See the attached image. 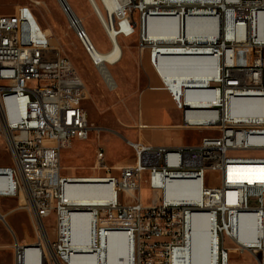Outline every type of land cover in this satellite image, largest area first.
Returning a JSON list of instances; mask_svg holds the SVG:
<instances>
[{"label": "built area", "instance_id": "1", "mask_svg": "<svg viewBox=\"0 0 264 264\" xmlns=\"http://www.w3.org/2000/svg\"><path fill=\"white\" fill-rule=\"evenodd\" d=\"M89 1L106 32L111 28L118 39L138 37L141 56L148 53L159 76L166 46L203 61V74L212 77L191 103L185 95L170 93L182 110L185 127L210 134L197 144L179 146L125 139L135 159L116 166H108L100 144L93 168L104 170L103 175H63L62 151L93 131L82 105L86 85L70 59L49 40H23L18 14L0 15V138L11 160L0 164V198L23 195L21 209L37 232L32 242L20 241L0 212L11 231L13 264H76L74 259L80 264H109L113 245L121 254L117 264L126 258V264H191L197 216L208 220L214 264H230L235 252L263 255L264 156L239 153L264 152V118L237 115L234 105L264 103V0ZM65 11L85 46L89 36L83 22L74 18L68 3ZM189 17L197 21L192 36ZM151 18L173 25L163 30L164 35L152 37ZM214 34L215 41H209ZM242 48L252 50L247 65L237 62ZM91 61L105 67L114 64L97 53ZM107 83L111 90L118 87L114 80ZM80 182L100 185L103 194L109 190L112 196L93 205L74 203L68 187ZM174 183L187 185L191 197L169 198L168 188ZM145 188L151 192L148 201ZM86 214L87 236L73 224ZM245 227L250 236L255 233L257 246L242 238ZM259 264H264V257Z\"/></svg>", "mask_w": 264, "mask_h": 264}, {"label": "rangeland", "instance_id": "2", "mask_svg": "<svg viewBox=\"0 0 264 264\" xmlns=\"http://www.w3.org/2000/svg\"><path fill=\"white\" fill-rule=\"evenodd\" d=\"M74 13L81 19L88 35L92 39L96 48L107 51L111 47L110 38L101 22L96 16L92 3L89 0H65ZM18 14L22 23L21 37L26 42L49 43L58 48L61 53L70 59L78 74L86 85V97L82 102L87 111L89 120L93 125V131L86 140H75L71 148L66 149L61 154V167L63 174L74 173L76 176H93L104 174V170H94L96 152L101 144L106 149V163L108 166L116 164H126L134 160L133 151L125 144L128 133L152 132V129H140V123L148 122L141 116V99L144 93H155L157 90L153 86H165L161 77L153 69L148 60V53L143 57L138 52V37L118 39L122 48V58L120 62L109 66L111 76L116 80L118 87L115 90L109 89L100 74V69L91 61L92 57L82 40L75 33L71 26L67 13L60 0H0V15ZM162 18L151 19L150 35L160 37L162 27L167 24ZM231 50L228 51L230 56ZM193 62L189 68L183 69V83L188 87H203V82H196L197 76H193L197 58L192 57ZM252 60V50L242 48L238 54L237 62L247 65ZM97 66V67H96ZM192 66V67H191ZM185 71V72H184ZM102 73V72H101ZM187 75V76H186ZM157 89V88H156ZM167 91V90H166ZM200 91V90H198ZM174 103V102H173ZM235 113L248 116L257 115L258 104L245 102L235 104ZM166 119H162L161 114H155L152 119L156 124L180 123V110L167 107ZM155 130L162 134L167 133L171 141L195 142L203 135L210 134L205 129H170L155 127ZM245 156H264V152H242ZM0 164H11L8 150L2 138H0ZM116 174L117 170H112ZM151 192L145 188L144 198L148 201ZM19 199L10 197L0 198V212H10L6 219L18 238L22 242H32L37 232L33 226L32 219L27 211L18 209ZM93 205V203H80ZM90 217L89 214L82 218V221L73 220L74 228L85 229L88 235ZM54 222H50V226ZM248 228V227H247ZM246 227L242 230V238L246 239ZM51 239L55 238V233L50 230ZM254 239L249 241L255 245ZM11 231L6 224L0 220V264H13ZM264 257L261 252L253 253L245 251L235 252L232 255L230 264H259V259Z\"/></svg>", "mask_w": 264, "mask_h": 264}, {"label": "bare ground", "instance_id": "3", "mask_svg": "<svg viewBox=\"0 0 264 264\" xmlns=\"http://www.w3.org/2000/svg\"><path fill=\"white\" fill-rule=\"evenodd\" d=\"M60 1H61L62 5L64 7V10H65V4L67 2L65 0H60ZM92 6L94 8L93 3H92ZM94 11H95V9H94ZM74 18H79V17L74 13ZM151 19H157V18H151ZM151 19H150V21H151ZM187 24H188L189 34L191 36L194 35V33L197 32L196 30H194V28L197 25V21L195 19L189 17ZM172 25H173V22L167 20V24L164 27H162V31L165 30L166 28L172 26ZM149 29H150V22H149ZM107 34L109 35V38H110L111 42L113 43V46L109 50L102 51V50L96 48V46L93 43L92 39L88 35V32H87V35L89 37H85V47L89 51V53L91 54L92 59H96V53H97V55L101 59H107L111 63L116 64V63L120 62V60L122 58V53H123L122 52V48L120 46L118 37L116 36V32L114 30L109 28ZM77 35L83 42V35H81V34H77ZM260 37H263L262 33L260 34ZM215 38H216V34L212 35L209 41L214 42ZM230 48L227 50V56H228V51L231 50ZM163 51H165V54H166L163 58L168 57V56H172V57L181 56V53L184 52V51H182L180 49L177 50V49L171 48L169 46H166L165 50H163ZM184 57H186V58H188V57L197 58L196 56H192V55L191 56L190 55L189 56H184ZM197 61L198 62H196L195 66H194V64H193V67L191 66L192 67L191 70H194L193 71L194 74H192V75L193 76H197L198 78L195 79L196 82H200L201 81V82L204 83V86L203 87H186V86H184V87H182L181 92H180L179 95L176 94L170 87H168L165 84L166 83V78L160 71L162 61L160 62V66H159V72H160V75H161L160 77H161V80H162L163 84H165V88L169 92H173L177 98H180L182 95H185L187 103H191V100H192L191 98H194L196 96L194 94L195 93H200V91L203 90V88L207 85L208 81L212 77V74L211 75H204L203 74L204 73V68H205L204 64H203V61H201L200 58H197ZM97 66L96 67L99 68V69H100V67L102 68V73L101 74L104 75L103 76L104 79L106 78L105 79L106 83L107 82H113V80L116 81L114 79V77L111 76V74H110L109 65H107L105 67L103 65V63H101L100 65H97ZM184 68H189L190 69L189 66H184ZM107 84H109V83H107ZM188 89H190V90L188 91ZM195 90H200V91H195ZM248 102H254V101H248ZM254 103H256V102H254ZM236 104H241V103H236ZM256 104H258V113H259L257 115L248 116V115H244V114H241V113H235V114L241 115V116H246V117L261 116V117L264 118V103H256ZM234 112H235V108H234ZM80 181H82V180H80ZM83 181H97V180H83ZM80 183L95 184V183H89V182H80ZM74 184L75 183H73L71 185H74ZM71 185H69V186H71ZM186 186L187 185L177 184V183L171 184L169 186V188H168L167 196L169 198H171V199H180V200L189 199L191 197V195L188 192ZM68 189H69V187H68ZM100 191H101V187H100ZM101 193H102V191H101ZM110 193H112V192L108 190V192L106 194L102 193V196H108L109 197V196H111ZM25 201H26L25 197L23 195H21L17 208L21 209L24 206ZM1 214H2L3 217L6 218V215L9 214V212L6 213V214H3L1 212ZM193 223H194L195 231H194V243H193V250H192V256H191V264H214L216 249H215V247L213 245V242H212V240L210 239V236H209V231H208L209 225H208L207 218L204 217V216H197V217L194 218ZM247 237H250V238H246V240L248 239L247 242H249V241L254 239L255 233H253V234L251 233V236L249 235ZM243 239H244V237H243ZM254 241H255V245L254 246H257L259 243L255 239H254ZM251 245H253V244H251ZM120 256H121V254H120L119 250L115 247V245H113L111 247V251H110L109 264H117V259ZM125 258H126V255H125ZM126 260H127V258L124 259V263L123 264H126ZM74 262L76 264L82 263L80 260H77V259H74Z\"/></svg>", "mask_w": 264, "mask_h": 264}, {"label": "crops", "instance_id": "4", "mask_svg": "<svg viewBox=\"0 0 264 264\" xmlns=\"http://www.w3.org/2000/svg\"><path fill=\"white\" fill-rule=\"evenodd\" d=\"M161 20L166 21V19L164 18H162ZM162 35H164L163 31H162ZM138 52H139V55L141 56L139 47H138ZM192 62H193L192 57L186 58L184 56H175V57L168 56L162 59L160 71L166 78V85L170 87L178 95L180 94L182 87L184 86L188 87V84L183 83L184 80H183V70L182 69H184V66H187ZM152 89L157 90V92L144 93L141 99V116L148 122V124L147 123L139 124L140 129H143V128L152 129V132L146 134L144 133L145 130L141 133L134 131V132L128 133L129 137L125 139L141 140L143 142L151 143L154 145H165V146H179V145L199 143L201 141V138L205 135H203L200 138V140L195 141V142H185L183 140L179 142H174V141H171L170 136L167 133L160 134L155 130V127H162L167 131L170 129H181V130L187 131L192 128H187L183 124L182 110L177 107L171 93L165 88V86H153ZM189 90L190 89H188V91ZM195 91H198V90H195ZM167 107L180 110L181 122L180 123H167V124L153 123L152 119L154 118L155 114H161L163 116L162 119L164 120L167 118L166 117L167 112L165 110ZM116 165H119V164H116ZM62 169H61V173H62ZM63 175L76 176L74 173L63 174ZM68 191H69L68 193L71 197V200L74 203H78V204L79 203L97 204L100 201L104 200V198L108 197V196H102V193L100 191V186L96 184L75 183L74 185L69 186ZM110 195L112 196V193H110ZM6 213L8 212H5L3 214H6ZM12 255H13V252H12Z\"/></svg>", "mask_w": 264, "mask_h": 264}]
</instances>
